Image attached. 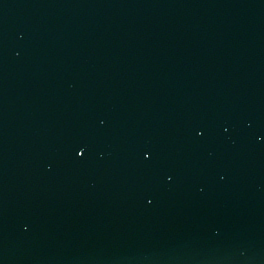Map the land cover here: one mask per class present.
<instances>
[{
    "label": "water",
    "instance_id": "95a60500",
    "mask_svg": "<svg viewBox=\"0 0 264 264\" xmlns=\"http://www.w3.org/2000/svg\"><path fill=\"white\" fill-rule=\"evenodd\" d=\"M0 264H264V0H0Z\"/></svg>",
    "mask_w": 264,
    "mask_h": 264
}]
</instances>
